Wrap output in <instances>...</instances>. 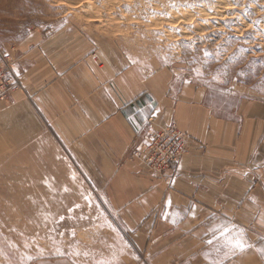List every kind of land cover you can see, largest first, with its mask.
Instances as JSON below:
<instances>
[{
  "label": "crops",
  "instance_id": "crops-1",
  "mask_svg": "<svg viewBox=\"0 0 264 264\" xmlns=\"http://www.w3.org/2000/svg\"><path fill=\"white\" fill-rule=\"evenodd\" d=\"M50 37L21 46L22 87L8 101L26 129L21 144L69 155L120 233L37 264H264V101L220 117L203 89L176 87L169 70H117ZM172 123L188 135L186 155L165 175L150 172L132 154ZM237 239L251 247L240 253Z\"/></svg>",
  "mask_w": 264,
  "mask_h": 264
},
{
  "label": "rangeland",
  "instance_id": "rangeland-1",
  "mask_svg": "<svg viewBox=\"0 0 264 264\" xmlns=\"http://www.w3.org/2000/svg\"><path fill=\"white\" fill-rule=\"evenodd\" d=\"M33 35L59 36L55 44L117 70H169L176 87L203 89L220 117L234 118L244 99L264 101V0H0V71L8 61L15 83L0 94V264L84 256L120 233L69 155L21 144L26 129L8 101Z\"/></svg>",
  "mask_w": 264,
  "mask_h": 264
},
{
  "label": "built area",
  "instance_id": "built-area-1",
  "mask_svg": "<svg viewBox=\"0 0 264 264\" xmlns=\"http://www.w3.org/2000/svg\"><path fill=\"white\" fill-rule=\"evenodd\" d=\"M2 66L3 69L0 71L2 75L0 94H6L8 90L15 87V83L12 80L13 78H10L12 68L8 61H5ZM188 141V136L179 129L177 124L172 123L159 132L144 150H135L132 157L150 172L165 175L173 171L184 158Z\"/></svg>",
  "mask_w": 264,
  "mask_h": 264
},
{
  "label": "snow or ice",
  "instance_id": "snow-or-ice-1",
  "mask_svg": "<svg viewBox=\"0 0 264 264\" xmlns=\"http://www.w3.org/2000/svg\"><path fill=\"white\" fill-rule=\"evenodd\" d=\"M247 14H248L247 11H245L244 15H247ZM254 23L259 24L260 21H256ZM229 243L231 244L232 248L238 250L240 253H243L247 248L251 247V245L246 244L240 239H237L234 242L229 241ZM260 251L262 252V254H264V249H261Z\"/></svg>",
  "mask_w": 264,
  "mask_h": 264
}]
</instances>
